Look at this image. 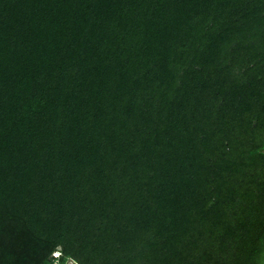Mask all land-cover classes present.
Segmentation results:
<instances>
[{"label":"trees","instance_id":"16d2710c","mask_svg":"<svg viewBox=\"0 0 264 264\" xmlns=\"http://www.w3.org/2000/svg\"><path fill=\"white\" fill-rule=\"evenodd\" d=\"M70 258L264 264V0H0V264Z\"/></svg>","mask_w":264,"mask_h":264},{"label":"rangeland","instance_id":"374dc122","mask_svg":"<svg viewBox=\"0 0 264 264\" xmlns=\"http://www.w3.org/2000/svg\"><path fill=\"white\" fill-rule=\"evenodd\" d=\"M60 251H61V249L57 250L56 256L60 254ZM53 257H54V255H53ZM50 264H78V263L70 258L69 260L67 259L64 262H60V263H58V261L54 259V260H52V262Z\"/></svg>","mask_w":264,"mask_h":264}]
</instances>
